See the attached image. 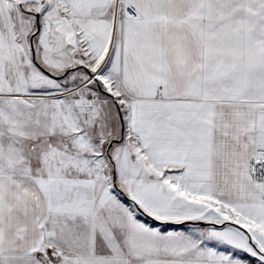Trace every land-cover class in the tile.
Returning a JSON list of instances; mask_svg holds the SVG:
<instances>
[{"label":"snow or ice","instance_id":"obj_1","mask_svg":"<svg viewBox=\"0 0 264 264\" xmlns=\"http://www.w3.org/2000/svg\"><path fill=\"white\" fill-rule=\"evenodd\" d=\"M0 264H264V0H0Z\"/></svg>","mask_w":264,"mask_h":264}]
</instances>
